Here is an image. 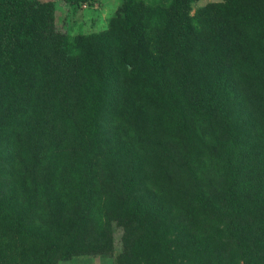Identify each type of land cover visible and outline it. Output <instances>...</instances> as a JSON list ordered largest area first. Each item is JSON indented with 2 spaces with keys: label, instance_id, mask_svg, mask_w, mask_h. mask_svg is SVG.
I'll use <instances>...</instances> for the list:
<instances>
[{
  "label": "trees",
  "instance_id": "16d2710c",
  "mask_svg": "<svg viewBox=\"0 0 264 264\" xmlns=\"http://www.w3.org/2000/svg\"><path fill=\"white\" fill-rule=\"evenodd\" d=\"M195 1L123 0L71 37L53 1L0 0V264H57L88 218L112 250L129 217L144 224L127 264L232 259L194 215L200 162L264 210V0Z\"/></svg>",
  "mask_w": 264,
  "mask_h": 264
},
{
  "label": "rangeland",
  "instance_id": "374dc122",
  "mask_svg": "<svg viewBox=\"0 0 264 264\" xmlns=\"http://www.w3.org/2000/svg\"><path fill=\"white\" fill-rule=\"evenodd\" d=\"M49 1H53L56 6L57 28L73 37L107 29L110 19L116 15L123 0H87L70 5L64 0ZM220 1L223 0H197L192 3L191 14L193 15L200 6ZM258 100L259 98H256L251 103L258 105L260 104ZM215 158L214 160L210 156H205L200 162L203 166L202 176L205 180L203 183L207 191V201L203 202L202 207H196L198 209L194 215L209 226L204 234L209 246L210 242L219 240L221 245L227 244L229 248L235 249L231 254L232 259L222 264H246L247 262L255 264L257 260L258 262L264 260V210L255 209L247 188L242 190V192H248L247 201L241 198V193L235 198L226 191L228 190L227 176L221 168L222 164L217 162L219 159ZM199 210L207 214H201ZM89 220L90 218L82 222L80 226L76 224L74 228L65 230L68 235L66 247L69 256L59 260L57 264H127L120 259L122 251L129 249L133 238L141 232L143 219L129 217L117 220L119 229L117 228L113 249L100 253L93 249L94 242L100 240L96 239L100 234L96 227H92ZM104 221L105 218H102L98 225H103ZM208 233L209 236H207ZM89 240L92 248H88ZM206 256L202 254L199 258L205 259Z\"/></svg>",
  "mask_w": 264,
  "mask_h": 264
}]
</instances>
